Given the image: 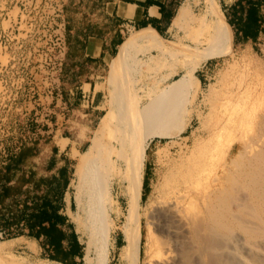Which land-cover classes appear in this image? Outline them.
<instances>
[{"label": "rangeland", "instance_id": "374dc122", "mask_svg": "<svg viewBox=\"0 0 264 264\" xmlns=\"http://www.w3.org/2000/svg\"><path fill=\"white\" fill-rule=\"evenodd\" d=\"M28 1L30 0H0V32L5 31L10 37L8 50L2 53L0 48V144H3L8 154L7 158L0 157V163H6L2 166L3 170H0L2 173L6 171L5 167L9 164L11 156L18 154L23 147L36 144L39 139H45L49 135L48 132L54 130L55 127L49 124L55 122V112L60 114L55 104L57 99L61 100L57 93L71 47L70 31L78 19L76 14L80 15L83 12L81 25H84L86 9L90 7L88 11H91L93 5L96 7L97 4L96 0L94 4L93 0H65L61 19L62 32L57 33L55 37L44 24L32 26L30 23H19L20 19H25L23 16L20 18L21 3ZM227 1L201 0L195 10H192L191 16L205 15L202 31L190 33L189 28L181 30V33L179 32L171 41L167 52L139 48L123 65L115 83H109L110 73L108 74L105 114L110 106L120 109L121 102L117 95L124 86L123 83L136 82L137 85H131L129 89H135L141 98L139 106L144 109L143 119L146 121L141 122L136 136L125 146L123 143L126 140L118 139V126H113L109 137L106 138L104 150L95 159L98 169L103 163L106 166L104 174L96 175V183L110 184L108 193L111 194L109 198L111 232L107 248L104 247L103 234L98 224L93 223L95 215L86 213L82 215L84 206L79 202L80 198L86 199L87 207L92 191L95 190L102 200L106 191L96 190L94 188L96 183L93 182L91 190V185L87 182L81 197L75 200L78 210L75 221L81 222L79 228L81 241L85 249V241L91 242L95 264L109 263L111 240L118 231L124 236L120 258L125 264H152L153 249L156 238L158 239V234L153 229V216L164 200L161 191L166 189L165 187L188 190H183L188 193H186L188 216L185 213L187 218H192L200 211L198 208H202L201 211L203 209L204 211H200V217L205 219L211 205L215 201L223 202V199L224 202L229 201L231 209H236L243 202L244 196H247L236 186L233 187L231 184L230 187L226 179L232 177L234 174L232 172L239 169L237 166L240 167L247 159L245 156L247 148L258 150L257 147L263 143L259 141L262 140L260 129L264 118V0L261 3L263 7L256 8V15L262 26L259 39L255 44L244 41L241 45L234 44L233 38L231 49H229L231 32L224 21L223 6H228ZM189 26L191 24H186V27ZM160 36L166 40L165 34ZM200 41L204 45L198 46ZM195 75H207V78L201 77L203 84L200 85ZM158 110L160 113L150 116ZM71 120L72 123L67 125L70 130L65 136L71 137L76 143H79L77 139H85L84 144L88 148L101 120H98L92 129L82 113H75ZM116 120L120 123L118 118ZM44 144L49 148V141ZM124 149L133 177L130 194L126 201L124 200L123 206L118 207L115 195L120 189L123 195L122 171L126 170L122 158ZM241 153L244 156H240ZM219 161L220 166L215 168ZM222 167L226 169L223 176L219 177L223 172ZM226 172L229 177H226ZM147 175V185L144 186ZM178 177L180 179H177ZM213 179L218 180L215 185ZM228 190H231L230 194H227ZM73 191L75 195V185ZM216 196L218 199L213 201ZM208 197L210 199H207ZM195 199L197 200L194 201ZM210 200L213 202L209 203ZM125 202L128 204L130 216L123 224L126 215ZM189 204L200 207H190ZM117 217H121L118 224L114 221ZM141 227L142 241L137 254L138 231ZM246 238L248 239L245 233L238 228L229 233L218 232L217 253L222 264H257L258 261L264 264V236L259 234L248 240ZM2 241L0 236V243ZM186 243L187 247H190L189 264L192 262L199 264L198 248L193 245L190 237ZM1 257L13 258L23 263L45 262L40 259L39 254L25 251L1 252ZM97 257L100 261L103 259L102 263ZM204 262L205 260L201 264Z\"/></svg>", "mask_w": 264, "mask_h": 264}, {"label": "crops", "instance_id": "0c3cea01", "mask_svg": "<svg viewBox=\"0 0 264 264\" xmlns=\"http://www.w3.org/2000/svg\"><path fill=\"white\" fill-rule=\"evenodd\" d=\"M99 1L96 0V7L93 5L91 11H88L90 7L86 9L84 25H81L83 12L76 14L78 19L72 33L70 31L71 47L57 93L61 100L57 99L55 104L60 114L55 112V122L49 124L55 127L54 130L49 131L45 139H39L36 144L23 147L20 154L11 156L8 170L0 172V236L3 240L0 253H37L45 261L41 264H86L85 248L79 234L81 225L75 222L78 213L75 200L81 197L87 182L92 190V181L99 174L95 159L104 150L113 126H118V135L126 140L125 146L136 136L141 122L146 121L143 119L144 111H140L144 110L143 107L140 106L138 111L133 107L137 92L129 86H136V82L123 83L117 95L120 109L110 106L105 114L108 74L109 83L117 82L123 65L139 48L163 52L194 17L191 12L201 3V0ZM227 2L228 6H223V9L224 21L231 32L229 49L233 38L234 44L242 45L244 41L255 44L262 34V26L261 20L255 22L258 18L252 10L262 8L263 0L259 1L260 4L255 0ZM163 34L166 40L160 36ZM199 45L204 43L200 41ZM201 77L206 79L207 75L196 76L200 85L203 84ZM75 113H82L91 129L101 120L88 148L84 144L85 139H77L79 143H76L65 136L70 130L67 125ZM117 118L120 123H117ZM46 141L50 143L49 148L44 144ZM125 158L131 169L126 154ZM96 186V190L103 189L100 182ZM115 197L117 206L122 207L124 197L121 189L116 191ZM79 202L84 211L95 215L93 223H96L104 211L103 200L95 190L87 207L86 199L80 198ZM125 203L123 224L130 216ZM114 221L118 224L121 217ZM111 241L108 264H125L120 258L124 247L122 232H116ZM0 264L32 263L1 257Z\"/></svg>", "mask_w": 264, "mask_h": 264}, {"label": "bare ground", "instance_id": "6f19581e", "mask_svg": "<svg viewBox=\"0 0 264 264\" xmlns=\"http://www.w3.org/2000/svg\"><path fill=\"white\" fill-rule=\"evenodd\" d=\"M188 23L191 24V26L186 27V25H185L181 28V30H183L185 28H189L190 33H193L196 31H202L204 28V24H205V15L204 14L197 15L196 17H194V19H191ZM176 36H175V38H176ZM171 44L172 43L167 45L164 48L163 52L164 51L167 52L168 51L167 49L171 46ZM160 69H161V67H160ZM140 103H141V98L138 96V94H136L135 100L133 102V107H136V111H138L140 109V106H139ZM160 110H158V112L157 111L154 112L150 116H152V115L154 116V115L160 113ZM140 111H143V110H140ZM153 119L154 118H152V120ZM238 127H240V126H238ZM247 128H248V126H247ZM252 130L255 131L254 128ZM260 131H262L261 132L262 135H261L260 139H262L263 141L260 140L259 143L260 142H263V143H261L259 145V147H257L258 150H254L250 146L251 149L247 148L248 151H246L247 154H245V156H247V159L245 161L243 160L244 162L241 164L240 167L237 166V168H239V169H237L236 171L234 169L235 172H232L229 169V171H231L234 174L232 177L226 179V180H228L227 181L229 183L228 185H230V187H231V184H232L233 187L236 186L238 189L245 192L244 194H247V196H244L243 202L241 204H239V206H237L236 209L230 208L231 206L228 203L229 201L224 202V199H223L224 196L221 199L219 198V200L223 199V202H221V201L216 202L215 199L216 198L218 199V197H217L218 195L216 194L217 196L215 198H213L214 200L211 198L213 201H215V203H213L211 205L210 212L208 213V217H206L205 219L201 218L200 217L201 216L200 211L202 208L201 209L198 208L200 211H198L196 215L193 214L194 216L192 218L191 217L187 218L185 215L186 210H187L186 209L187 208L186 207V198H187L186 193L187 192H184V191H188V190L187 189L184 190V189H179V188H172L171 186H170L171 188L165 187L166 189H162L161 195L163 196V199L165 201L162 200L163 202L161 203V205L159 204L157 211H156L155 215L153 216V221H154V223H153L154 228L153 229H155L156 232L155 231L154 232L158 234V239L156 238L155 249H153L154 250L153 251L154 257H152L153 258L151 261L152 264H189L191 262V259L188 256V254H189L188 249H190V247H187L188 244L186 243V241L189 240V237H190L191 241L193 242V245L195 247H197L199 252H200L198 255V261H197L199 264H201V262L204 260H205V262L202 264H222L221 257L217 253L219 251V250H217V248L219 246H217V243H216V237L218 235V232L219 233L220 232L229 233V232L233 231L235 228H238L240 231H243L245 233V235L248 237V239L252 238L254 235L259 236V234H260V236H262V235L264 236V118H263V121L261 123ZM239 134H240V132H239ZM260 134H259V136H260ZM123 138L124 137H122V136L118 137L119 141H122ZM123 146H124V143H123ZM242 155H243V153L240 154V156H242ZM122 158H123V163L126 166V170L122 171L123 172V175H122L123 179L122 180L124 182L123 183L124 184L123 197H124V200L126 201V199L128 198V196L130 194V187H131V182H132V177H133V171L128 167V165L126 163L124 151H123ZM234 160H236V159H234ZM220 163L221 162L219 161V164H217L215 166L213 165V166L216 168V167L220 166ZM214 167H212V168H214ZM105 168H106L105 163L101 164V167L99 169L97 168V171L99 172V174H98L99 176L106 172ZM191 168H193V167H191ZM222 168H223V172H222V175H219V177L223 176L225 169H226L225 167H222ZM114 170H116V169H114ZM202 171H204V170H202ZM227 173L228 172L225 173L226 177H229V176H227L228 175ZM176 176H177V174H176ZM180 177L182 179L183 175ZM171 179L172 178L170 177V181H171ZM177 179H180V178L178 177ZM192 179H190L191 183H193ZM201 179H198V180H201ZM213 180H214L213 183L215 185L216 181H218V180L217 179H213ZM96 181L97 180H94L92 182L95 184ZM176 181H178V180H176ZM181 181H183L184 183L187 182L184 180H181ZM193 181H194V179H193ZM166 182H168V181L166 180ZM98 183L99 182H97L96 185H98ZM191 183H189V184H191ZM199 183H201V182H199ZM186 185H188V184H186ZM179 186H177V187H179ZM109 187H110V184L109 185H102V188L106 191V194L105 195L103 194L104 198H103V204H102L104 212H103L102 216L96 222L99 226V230L103 234V240H104V247L105 248H107L108 241H109V234L111 232V224H110L111 222L109 219V209H110L109 198L111 197V194L108 193ZM175 187H176V185H175ZM189 187H191V186H189ZM222 190L223 189H221L220 193L223 192ZM225 190H227V189H225ZM230 191L228 190L227 194ZM234 192H235V190H234ZM190 193H192V192L190 191ZM227 194H225V196ZM189 196H190V194H189ZM206 197L207 196H205V198ZM209 197H211V196H209ZM209 197L207 199H210ZM227 199H228V197H227ZM196 200L197 199H195L194 201H196ZM210 201H209V203L213 202V201H211V202ZM188 203H190V202H188ZM191 205H193V206H191ZM191 205H190V207H194V208L200 207V206L195 207L194 206L195 204H191ZM198 205H199V203H198ZM232 205H233V203H232ZM207 206H210V205H207ZM198 209H196V210H198ZM202 211H204V209ZM85 213L89 214L87 211L83 210L82 215H84ZM194 213H196V211ZM204 214H203V217H204ZM187 216H188V214H187ZM189 216H191V215H189ZM80 223H77V224L81 225ZM152 232H153V230H152ZM141 236H142V227L138 231V239H137L138 251H137V254L139 253L140 246H141V241H142ZM259 239H261V237ZM262 239H263V237H262ZM191 245L192 244H190V246ZM85 250H86V261H87V263L88 264H95V262H94L95 258H94V256H92L93 255L92 254V244L88 240L86 241V249ZM103 255H105V254H103ZM97 260H99L98 257H97ZM101 261H103L102 258H101ZM149 264H151V263H149ZM192 264H194V263L192 262ZM257 264H261V263L258 261Z\"/></svg>", "mask_w": 264, "mask_h": 264}, {"label": "built area", "instance_id": "2783aa9c", "mask_svg": "<svg viewBox=\"0 0 264 264\" xmlns=\"http://www.w3.org/2000/svg\"><path fill=\"white\" fill-rule=\"evenodd\" d=\"M64 1L65 0H30L26 3H21L22 8H20V18L23 16L25 19H20L19 23H30L32 26L44 24V27L47 28L46 26H48L49 32L55 34V37H57V33L59 34V32H62L63 27L61 19L64 14ZM9 38V34L5 31L0 32V48L2 49V53H4L5 50H8L7 44H9ZM57 40H60V38H57ZM0 157H8L3 144H0ZM4 165H6V163H0L1 171L3 170L2 166Z\"/></svg>", "mask_w": 264, "mask_h": 264}, {"label": "trees", "instance_id": "16d2710c", "mask_svg": "<svg viewBox=\"0 0 264 264\" xmlns=\"http://www.w3.org/2000/svg\"><path fill=\"white\" fill-rule=\"evenodd\" d=\"M259 1H260V0H255V3H260ZM252 13L255 14V16H256V14H257V13H256V8L252 10ZM256 17H257V16H256ZM256 21H258V19H255V22H256ZM21 152H22V150L19 152V154H20ZM8 168H9V164L5 167V169L8 170ZM145 185H146V181L144 182V186H145Z\"/></svg>", "mask_w": 264, "mask_h": 264}]
</instances>
